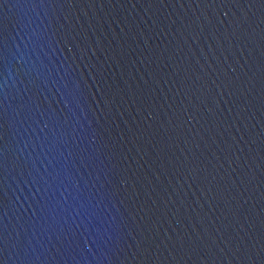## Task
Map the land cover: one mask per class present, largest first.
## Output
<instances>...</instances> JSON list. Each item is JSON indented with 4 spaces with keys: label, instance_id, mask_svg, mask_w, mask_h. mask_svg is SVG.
<instances>
[{
    "label": "water",
    "instance_id": "obj_1",
    "mask_svg": "<svg viewBox=\"0 0 264 264\" xmlns=\"http://www.w3.org/2000/svg\"><path fill=\"white\" fill-rule=\"evenodd\" d=\"M0 264H264V0H0Z\"/></svg>",
    "mask_w": 264,
    "mask_h": 264
}]
</instances>
